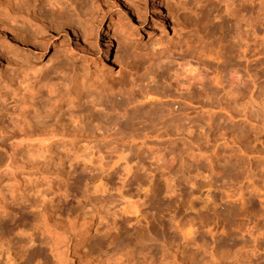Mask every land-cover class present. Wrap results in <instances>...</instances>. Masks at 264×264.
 I'll return each mask as SVG.
<instances>
[{"label": "rangeland", "instance_id": "obj_1", "mask_svg": "<svg viewBox=\"0 0 264 264\" xmlns=\"http://www.w3.org/2000/svg\"><path fill=\"white\" fill-rule=\"evenodd\" d=\"M11 1L0 264H264V0H85V39H67L40 0ZM245 26L254 40L241 41ZM70 45L102 49L103 68L63 65ZM184 60L199 82L179 75ZM24 114L47 146L29 150ZM85 220L97 231L76 250Z\"/></svg>", "mask_w": 264, "mask_h": 264}, {"label": "bare ground", "instance_id": "obj_2", "mask_svg": "<svg viewBox=\"0 0 264 264\" xmlns=\"http://www.w3.org/2000/svg\"><path fill=\"white\" fill-rule=\"evenodd\" d=\"M35 2H37V0H34ZM85 0H40V9H43L45 7H47L49 9V11L52 12H56L58 13L57 17L55 18V20L58 21V25L60 27L63 28L64 32H65V36L67 39H71L72 35L73 36H79V39H85L88 34H92V30H90V28L88 29H82V31L80 30V32L78 31V29L76 27H74V20L75 17H78V11H76V4H80L82 2H84ZM90 2L94 3V5L98 8L97 10L102 9L103 6L107 5L106 3L112 4L114 7L119 6V7H123L125 10L127 8V0H89ZM12 1L9 0V2H6V5H9V3H11ZM160 4H165V0H159ZM166 6V5H163ZM162 6V7H163ZM129 10L134 13V8L130 7ZM241 16L245 17V15L243 14V12L241 11ZM46 17H41V19H45ZM244 19V18H242ZM161 20L164 22L166 19V15L164 17H161ZM70 31V32H69ZM72 33V35L70 34ZM243 37L241 38V41H247L249 40V38L255 37V32H251V30L249 28H247V26H245V28L242 31ZM42 46V45H41ZM45 47H42V49H40V51L37 53L38 56H41L43 54V51ZM101 50V54H103L102 49ZM61 53H59L60 55L63 56V58H65L66 60L63 61V65H67L68 62L70 61V59H74V60H78L79 62H81V67H89L91 66V68H95V69H99L96 71H100L103 66H104V62L102 60V55H98L97 57H93L92 55H89L87 52H84L83 49L81 50H76L74 47L68 46L65 47L64 49H62L61 51H59ZM216 53V52H215ZM218 57H224V54L222 52H218ZM245 55L246 52L245 50H242V59H245ZM240 58V56H238ZM199 58V57H198ZM195 59L197 60V62H199V59ZM193 59V58H192ZM185 62H183L182 64H179V68H180V72L179 75L183 76L184 79L187 80V82L195 81L197 80L199 82V80H201L199 73L197 72V70L192 69V66L190 67L191 64H189V61L184 60ZM191 62V61H190ZM237 68V66H232L231 70H235ZM178 72V71H177ZM235 73V72H234ZM178 75V76H179ZM232 77V76H230ZM235 76L232 77V79H236L234 78ZM185 80V81H186ZM232 83H234L232 81ZM81 84V83H79ZM80 88V87H79ZM82 88V86H81ZM27 125V123H25V114H24V142H28L29 144H27V146L29 147V150L32 151V149L34 148H38V147H43V146H47V142L45 138H42L39 133H34V132H25V126ZM33 143V144H30ZM123 155H120L119 158H122ZM124 159V157H123ZM102 184V183H101ZM98 185L96 188H98ZM96 190V189H95ZM125 205H127L124 207L125 212H129L131 211L134 207L133 205H131V201L127 200L124 203ZM90 222V221H89ZM89 222H87L86 220L83 221L80 224L79 227V231H78V240L76 242V250H80L82 248V245L86 239V237L90 234L91 231L95 232L97 231V227L93 226L91 224H89ZM99 224V223H98ZM77 238V237H76ZM77 252V251H76Z\"/></svg>", "mask_w": 264, "mask_h": 264}, {"label": "snow or ice", "instance_id": "obj_3", "mask_svg": "<svg viewBox=\"0 0 264 264\" xmlns=\"http://www.w3.org/2000/svg\"><path fill=\"white\" fill-rule=\"evenodd\" d=\"M129 175H131V173H129Z\"/></svg>", "mask_w": 264, "mask_h": 264}]
</instances>
